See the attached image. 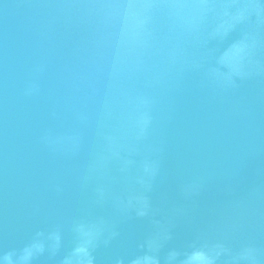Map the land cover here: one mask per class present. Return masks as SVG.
Returning a JSON list of instances; mask_svg holds the SVG:
<instances>
[{
    "label": "water",
    "instance_id": "obj_1",
    "mask_svg": "<svg viewBox=\"0 0 264 264\" xmlns=\"http://www.w3.org/2000/svg\"><path fill=\"white\" fill-rule=\"evenodd\" d=\"M0 264H264V0H0Z\"/></svg>",
    "mask_w": 264,
    "mask_h": 264
}]
</instances>
